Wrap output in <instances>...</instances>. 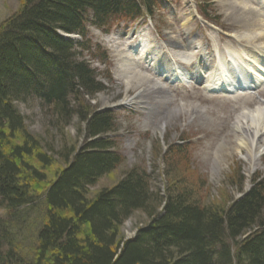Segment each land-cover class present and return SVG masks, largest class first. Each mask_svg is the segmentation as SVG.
I'll use <instances>...</instances> for the list:
<instances>
[{
    "label": "trees",
    "instance_id": "1",
    "mask_svg": "<svg viewBox=\"0 0 264 264\" xmlns=\"http://www.w3.org/2000/svg\"><path fill=\"white\" fill-rule=\"evenodd\" d=\"M162 2L20 0L0 24V199L15 216L24 206L29 215L43 207L27 246L11 228L0 230V264H264V174L223 206L202 203L193 187L161 196L139 167L89 197L123 156L108 139L114 112L89 100L106 86L84 58L93 47L87 24L108 32L111 20L153 16ZM31 99L57 111L64 125L74 116L84 122L82 145L63 141L56 157L19 109ZM53 167V178L43 175ZM137 211L148 220L125 239L122 228Z\"/></svg>",
    "mask_w": 264,
    "mask_h": 264
},
{
    "label": "rangeland",
    "instance_id": "2",
    "mask_svg": "<svg viewBox=\"0 0 264 264\" xmlns=\"http://www.w3.org/2000/svg\"><path fill=\"white\" fill-rule=\"evenodd\" d=\"M208 3L209 8L206 7ZM238 3H244L250 9L248 13L242 14ZM20 5V0H0V24L17 12ZM257 11L264 15V0H168L156 9L153 17L145 14L137 20L123 17L111 20L106 27L110 26L108 32L87 24L93 47L92 54L84 52V58L106 86L95 98L88 99L99 110L114 112L115 127L108 139L123 156V162L115 172L90 188V198L104 187L113 186L126 171L139 167L151 176L161 196H166L176 185L193 187L202 203L223 206L243 196L251 188L254 176L264 174V148L261 149L262 155L249 159L247 148L236 145L241 132L234 128L235 124L243 123L246 112L258 108L264 110V88L245 95L215 96L217 94L204 90L197 83L178 87L177 83L158 75L160 68L150 69L152 67L147 63L141 65L135 57L137 54L129 55L125 51L130 41L136 44L137 36L147 32L146 48L153 49L156 56L161 57L167 72L171 56L176 54L179 59L182 56V60L187 61L183 67L192 74L191 78L203 80L191 68L193 54L200 64L211 60L209 68L214 64L215 56L226 46L252 53L253 50L247 48L251 44L241 41L242 38L253 42L255 37L261 36L255 44L264 43V32L260 34L261 30L256 26L260 19ZM199 14L218 26L205 23ZM248 21L254 26L246 25ZM220 30L234 35L241 43L233 39L230 43L222 41ZM72 37L80 40L78 36ZM168 53L171 54L169 58ZM200 57L204 59L203 63L199 61ZM130 60L134 65H129ZM133 97L136 102L132 105H118L121 100ZM19 109L26 116L29 129L48 139L57 152L56 157L63 149V141L76 146L85 140V134L81 133L84 122L80 123L76 116L64 125L60 123L57 111L35 99L20 104ZM84 109L83 105L82 112ZM246 143L249 145L248 140ZM170 145L181 151L171 149ZM43 169V175L49 179L54 177L55 167ZM39 204L36 203L33 209ZM38 208L39 215H29L31 207L24 206L20 209L21 215L15 216V210L8 209L0 199V230L5 233L11 228V237L19 238L22 247L27 246L37 221L41 219L43 207ZM147 220L144 212H135L122 228L123 237H133L136 229ZM6 250H9L8 246Z\"/></svg>",
    "mask_w": 264,
    "mask_h": 264
},
{
    "label": "bare ground",
    "instance_id": "3",
    "mask_svg": "<svg viewBox=\"0 0 264 264\" xmlns=\"http://www.w3.org/2000/svg\"><path fill=\"white\" fill-rule=\"evenodd\" d=\"M238 5H239L238 8L242 10V14L248 13V11L250 10V9H247V6H245L244 3H238ZM257 12H258L257 14L259 15L260 19H259V24H257L256 26L259 27V29L261 30L260 34H262V32H264V15H262L259 11H257ZM253 24L254 23H251L250 21H248L246 25L254 26ZM260 39H261V36L260 37L257 36L252 41L257 42L256 40H260ZM262 44H264V43H262ZM131 46H133V45L130 44L129 47L127 49H125V51L129 55L133 52L132 50H130V48H132ZM145 49L146 48H144L140 51L143 56H145L146 52H147V54H150V51H151L150 48L148 47L146 52L144 53ZM162 52H165V50L162 49ZM233 54L240 61L241 65H245L246 67L247 66L250 67V65L246 61L247 59L244 58V56H243L245 54L247 55V53L242 54L239 52H233ZM233 54H232V57H235ZM128 57H129V59H131L130 56H128ZM144 62H146V61H144L143 58L139 60V64H141V65ZM186 63H187V61L181 60V64H186ZM129 65H134L131 63V60L129 61ZM153 68L154 67L152 66V69ZM221 70L222 71L220 73V76H223L222 81H224V82L231 81L229 79L231 76V73L228 71V64H226V63L222 64ZM126 71L129 72V70H126ZM251 71L254 73V75L258 76L259 78H262L261 73L257 72L256 70H255L256 71L255 72L253 69H251ZM216 72H217L216 70H213L211 73H216ZM176 73H180V75H182V77H184V78L188 77L187 74L182 72L181 67H177ZM141 81H144L143 78H141ZM134 102H136V100L133 97L130 99L121 100L118 103V105L127 106V105H132V103H134ZM243 120L244 121L242 124L237 123L234 125V128L241 132V137H239L237 139L236 145L239 144L241 147L247 148L248 153H249L248 158L251 160H254L258 155L263 154L261 149L264 148V110H262L261 108H258L254 111H250V112L248 111V112H246V114L243 115ZM246 140H248L249 145L246 143Z\"/></svg>",
    "mask_w": 264,
    "mask_h": 264
}]
</instances>
